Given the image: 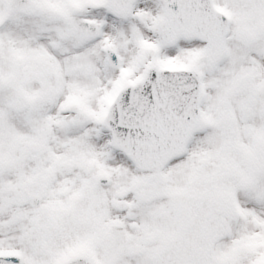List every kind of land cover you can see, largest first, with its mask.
<instances>
[{
    "label": "snow or ice",
    "instance_id": "6c2138e0",
    "mask_svg": "<svg viewBox=\"0 0 264 264\" xmlns=\"http://www.w3.org/2000/svg\"><path fill=\"white\" fill-rule=\"evenodd\" d=\"M0 264H264V0H0Z\"/></svg>",
    "mask_w": 264,
    "mask_h": 264
}]
</instances>
